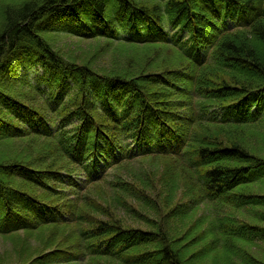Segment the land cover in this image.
<instances>
[{"label": "trees", "instance_id": "trees-1", "mask_svg": "<svg viewBox=\"0 0 264 264\" xmlns=\"http://www.w3.org/2000/svg\"><path fill=\"white\" fill-rule=\"evenodd\" d=\"M253 10L258 15L246 28L217 33L213 65L196 71V62L204 64L198 50L186 46L189 75L171 69L134 76H126L124 71L97 73L88 65L66 61L45 37L61 33L171 48L160 42L163 34L170 35L163 30L165 23L181 27L192 37L210 40L218 17ZM260 51H264V0H23L19 6L1 11L0 78L7 70H14L11 76L15 78V69L21 68L25 87L37 93L42 103L30 109L15 94L6 92L4 85H9L0 83V112L21 122L14 125L0 118V143L30 137L47 140L53 142L48 149L54 159L43 169L32 168L21 155L0 159V235L47 226H77L78 246L67 255L61 250L58 257L52 254L60 264H92L98 257L123 264H187L183 249L168 244L163 227L155 232L122 227L116 214L94 199L90 193L96 184L92 177L104 156L117 160L118 168L151 157L176 159L196 174L195 188L201 194L223 198L238 209L260 208L264 222V192L254 195L247 189L239 190L264 185V157L252 154L239 142L240 136L220 142L219 147L199 146L196 152L191 148L187 151L190 136L187 134V140L184 128L177 125L183 110L206 107L209 113L217 106L225 114L220 126H246L253 121L264 126V56ZM209 68L219 70L224 78L216 83L204 80L201 71ZM150 83L166 89L169 98L154 102L145 86ZM184 87L188 92L186 105L180 99ZM198 95L201 100H193ZM202 140L204 145L207 139ZM61 154L66 161H59ZM5 171L23 182L42 186L47 192L43 196L51 194L61 203L42 199L40 193L37 197L25 193L4 178ZM82 173L88 181L79 191ZM113 184V188L132 189L121 177ZM162 188L169 189L167 185ZM85 207L99 208L100 214H110L109 220L115 223L94 219ZM67 213L70 218L61 219ZM89 223L92 225L83 226ZM246 232L251 234L243 235ZM230 236L258 239L264 244V226H238ZM158 241L155 252H139ZM251 260L250 264H263L252 256Z\"/></svg>", "mask_w": 264, "mask_h": 264}, {"label": "rangeland", "instance_id": "rangeland-1", "mask_svg": "<svg viewBox=\"0 0 264 264\" xmlns=\"http://www.w3.org/2000/svg\"><path fill=\"white\" fill-rule=\"evenodd\" d=\"M22 2L23 0H0V12L7 7H17ZM45 37L66 61L88 65L97 73L114 75L118 74L117 71H124L127 73L126 76H134L145 71L161 72L170 69L188 71L186 69L188 61L181 54L160 45L137 46L112 42L105 38H87L61 33H48ZM261 55L264 56V51ZM15 71V78L11 76L14 70H7L1 74L0 83L5 82L9 85H4L6 92L15 94L16 99L23 102L24 106L36 108L42 103L40 96L25 87L23 70L19 68ZM219 72L209 68L201 71V76L209 83H216L224 78ZM145 86L147 93L152 94L154 102L159 103L169 98L166 89L162 90L152 83ZM155 91L159 92L156 96ZM195 100L199 101L201 98L197 97ZM198 111L199 109L187 110L188 115L192 117L196 137L207 139L204 140L206 141L204 145L194 143L196 146L219 147L220 142L225 144L231 137L240 136L239 142L252 154L264 157V126L257 122L246 126H217L199 119L196 116ZM0 118L10 121L11 124L21 125L20 121L4 112H0ZM49 145H53V142L35 137L9 140L0 143V159L21 155L29 161L32 168L43 169L54 159L48 149ZM61 155L60 158L57 156L59 161L65 160ZM240 165L249 166L242 163ZM12 174L5 171L4 178L15 182L25 193L34 197L40 193L42 199H48L52 203L60 201L51 194L43 196L47 192L42 186L23 182ZM117 177H121L123 182L131 183L132 189L113 188ZM50 183L55 185L54 181ZM163 185H167L169 189L165 190L162 188ZM196 185V174L193 175L182 162L167 157H151L115 168L108 178L95 184L90 193L93 192L94 199L102 207H109L108 209L116 214L122 227L153 232L163 227L168 234V244L183 249L187 264H250L251 256L264 264L262 241L258 239L246 241L247 239L242 237L230 236L231 230L238 226L247 224L264 226L260 208L238 209L225 203L223 198L210 197L204 192L201 194L195 188ZM241 189L260 195L264 192V185H251L239 190ZM85 209L98 221H108L111 217L110 214L106 216L100 214L99 208ZM67 215L70 216V213ZM109 222L115 223L114 220ZM90 225L92 224H83L84 227ZM76 234L77 226H47L37 231L21 232L11 236L0 235V264H60L52 254L56 253L58 257L59 250L62 255L74 250L78 246ZM248 234L251 233H243ZM159 246V241L151 243L141 248L139 252H155ZM122 262L98 257L92 264H123Z\"/></svg>", "mask_w": 264, "mask_h": 264}]
</instances>
